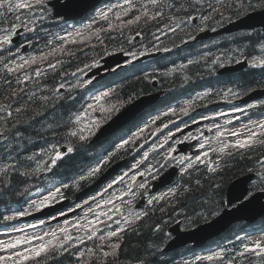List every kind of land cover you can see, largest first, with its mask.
<instances>
[{
    "label": "snow or ice",
    "instance_id": "obj_1",
    "mask_svg": "<svg viewBox=\"0 0 264 264\" xmlns=\"http://www.w3.org/2000/svg\"><path fill=\"white\" fill-rule=\"evenodd\" d=\"M257 9L264 11V0H110L103 8H97L91 0H0V204L10 213L2 214L7 226L2 234L7 238L0 239V264H53L65 256L71 257V264H118L123 234L147 215V212L134 210L136 198L148 195V206L163 202L175 209L181 198L192 190L184 178L198 171L200 165L214 175L210 189L215 195L223 191V160L239 156L252 162L240 187L233 185L238 194L226 202L221 201L227 208L240 212L257 199V192L264 194V100L243 107L233 106L212 115L201 114L198 119L190 115L199 107H207L214 97L229 103L240 99L242 92L255 90L250 86L247 89L237 85L220 90L205 89L182 104L155 115L148 114L147 120L141 119L133 128L108 142L102 151L93 150L99 139L97 133L105 125L109 128L116 125L124 114L122 109L133 99L123 100L118 87L101 84L102 61L112 55L109 45L119 42V51L131 58L124 63L131 64L139 57L124 45H134L137 38L151 35L156 42L152 43V49L170 52L172 49L161 47L162 35L176 34L188 26L204 32L208 22L216 20L217 16L220 20L228 19L226 12L240 15ZM76 16L81 17V22L65 28L66 20ZM48 24L51 27H47ZM151 25H155L156 31L146 33ZM33 33L34 37L25 35ZM20 35H24V40L17 44L15 37ZM189 39L195 37L189 34ZM236 39L233 37L234 41ZM239 39L240 44L228 53L213 57L206 51L199 59L189 58L178 65L173 62L165 74L179 73L186 85L190 77L185 72L190 66L203 60L205 70L212 74L216 66L225 67V59L247 64L250 69L259 68L264 74V32L253 28ZM25 48L33 51L22 54ZM90 52H96L90 62L77 66L74 71L66 70V62L71 64L81 56L89 58ZM143 55L145 52L139 53ZM120 67L117 63L115 68L108 67L105 71L115 72ZM49 72L59 77L51 87L42 83ZM145 75L150 77L149 73ZM80 90L87 93L86 98L74 95ZM169 117H190L191 124L197 125L195 133L185 134L190 124L184 120L180 121L183 127L173 119L164 123L163 118ZM221 117H224L223 123L219 122ZM169 125H173L174 130ZM149 140H152L151 146L145 150ZM191 141L196 142L193 155H173L177 151L174 145ZM129 155L133 161L130 168L80 203L66 210L57 209L47 219H37L24 226L10 223L53 208L68 198L66 190L92 185L115 160ZM77 156L80 160L73 175L57 171L66 160ZM154 157H160L165 163H160V159L153 163ZM169 166L178 170L179 180L166 192L149 195L150 181L160 178ZM195 183L202 187L200 179ZM244 183L248 187L244 188ZM128 196L131 199H126ZM13 202L17 205L15 210L11 208ZM215 204L211 197L203 202L202 207L209 216L221 214ZM160 211L166 208L161 206ZM200 215L202 213H197ZM186 219L191 222L190 217ZM252 227L261 233L259 238L245 243L244 238L237 235L236 239L241 242L238 246L197 255L192 264L203 261L264 264V224ZM153 231H162L161 226L157 224ZM154 247L149 242L143 253L138 254L136 264H153L152 259L145 257L154 256Z\"/></svg>",
    "mask_w": 264,
    "mask_h": 264
},
{
    "label": "trees",
    "instance_id": "obj_2",
    "mask_svg": "<svg viewBox=\"0 0 264 264\" xmlns=\"http://www.w3.org/2000/svg\"><path fill=\"white\" fill-rule=\"evenodd\" d=\"M249 11L251 10H248V12ZM243 15L244 13H241L240 15H235V14L226 12L225 16L228 17V19L220 20V17L217 16L216 20H220V24H222V23L229 22L233 19H236L238 17H241ZM216 20L209 21V22L216 23ZM114 44H117V43H114ZM126 45L127 44H125L124 46L126 47ZM179 55L180 53L177 52L175 53L174 56H179ZM173 57H171V55H166V56L159 58L161 62L156 64V66H159V67L162 66L163 71H156V72L148 71V73L150 74V77L148 78H146L145 75H142L141 79L139 78V76H134L128 80H125L122 83V85L117 86L118 94L120 95L126 92L132 93L133 91H135L136 93H139V95L149 93L153 91L152 81L154 78H156L160 82L161 89L166 88V91H165V94L162 95V98L160 99V101H158L156 107L151 108L149 110L150 111H159V110L163 111L164 108L170 106L172 102H174V105H172L173 107L177 106L178 104H182L183 102H181V99L185 97L190 87L193 86L191 85L190 80L192 81L196 80L198 76L200 75H197V72H199L198 69H196L193 66H190V68L186 70L185 72V74L190 77L189 83L186 85L183 83V79L179 73H172L171 75H166L165 72L167 70V67L170 65H173V62H174L172 60ZM169 58H170V62L168 66L165 67L164 65H162V63L166 61L165 59H169ZM139 67L137 69H140ZM225 78H228V75H226ZM243 79L245 80V78L241 77V80ZM249 82H252V79H250ZM77 107H79V104H77ZM168 119L169 118H163V122L165 123ZM170 126L173 127V125H169V127ZM155 139L156 138H152V140H155ZM111 140H113V136L105 139V141L103 142L95 143L93 150L102 151L103 148L107 147L108 142H110ZM150 146L151 145L145 146V150ZM132 155H135V153H133ZM132 155H129L128 158L132 159ZM137 158L139 157L137 156ZM154 159L155 157L153 158V160ZM79 160H80V157L78 156L75 159L66 160L65 163L61 166V168H59V170L63 172L68 171L67 175L74 174V167L76 166ZM130 162H132V160ZM237 168L239 169V167ZM202 172H203V175H201ZM222 175L224 177L223 191L215 195L213 194V191L210 189V182L213 179H215V177L213 174L208 173L205 167L202 169H199L198 171H194L190 176H186L184 178V182L190 183L192 186V190L189 193L185 194L184 197L181 198L180 204H178L175 209L168 206L167 204H164L163 202L162 204H157L156 206L152 205V207L148 209L147 217L144 216L131 229H129L123 234L122 249L119 254L118 263H124V264L136 263V258L138 254H142L144 247L150 242L155 246L153 249L154 256L145 257V258L152 259L153 264H175L173 262L174 258L172 257V254L167 255L168 257H170L168 258L167 256H162L163 254L160 251V248L164 242V227L168 224V222L172 221L177 216L183 219V221H185L187 224H191L192 222L196 220V218H200L201 215L197 216V213H202L203 215V213L206 212L205 208L202 207V204L209 197H211L216 202L215 205H218L217 206L218 208L221 207L222 206L221 201H224L225 187L228 184V169L226 168L222 169ZM197 179H200L202 187L196 185L195 181ZM161 206L165 207L166 211L161 212L160 211ZM170 208H172L173 210ZM183 211H197V213L190 217L191 222H189V220L187 222L186 218H189V216L185 215ZM161 215H162V224L160 223L158 219V217ZM157 224L161 226L162 231H153V229L156 227ZM233 237H234V232L229 231L228 241L232 240ZM228 243H232V242H228ZM123 252L125 253V255H123ZM64 258L65 257H62L58 262H53V264H71V259L67 258L66 262H64L63 261ZM181 264H191V263L183 261ZM245 264H247V262H245Z\"/></svg>",
    "mask_w": 264,
    "mask_h": 264
},
{
    "label": "bare ground",
    "instance_id": "obj_3",
    "mask_svg": "<svg viewBox=\"0 0 264 264\" xmlns=\"http://www.w3.org/2000/svg\"><path fill=\"white\" fill-rule=\"evenodd\" d=\"M46 26L47 27H51L50 24H48ZM188 30H189V27H185L183 29V31L178 30L176 34L168 33L167 36H163V35L161 36V47H168V48L172 49V51H170V52H162V51L161 52H156L154 49H152V43H156V42L152 40L151 35H147V38L141 37L139 40H137L135 42L134 45H126V48H130L132 51H135L137 53V55L139 57L137 61H141L143 59H147L146 57H144V55L143 56H139V53L140 52H146L145 53V56L148 55L149 56L148 58H150V60L154 64H158L159 62H161L159 60L160 57H163V56H166V55H171V57H173L175 55V53L177 52V43H178V41L182 38V36L184 35V33L186 31H188ZM155 31L156 30H152V31H149V32H155ZM149 32H147V33H149ZM156 34L157 35H160V33H156ZM35 35L36 34H34V36ZM114 35L118 36L117 34H114ZM233 37H236V36H229L223 42V45L226 48L231 47V49H234V48L237 47L238 44H240L239 37H237L238 39H236L235 41L233 40ZM15 40L18 41V37H15ZM116 43L117 44H112V46H114V47H116V48L119 49L121 47V44L119 42H116ZM207 43L214 45L212 42H207ZM145 45H147L148 47L150 46L149 49L151 51H143L142 50V47L145 46ZM40 46L41 47L43 46V40H41ZM23 50H22V52H23ZM95 55H96V52H90L89 53V58H85V57L81 56L79 59L72 60L71 65L72 66H76V65L83 66V63L90 62V57L95 56ZM256 55H259V54L256 53ZM67 59L68 58H65L66 61H67ZM165 60L166 61H164L162 63V65H164L165 67H167L168 64H169V62H170V58L169 59H165ZM102 62H103L102 63L103 66H102V68L100 69V72H99L100 77H103V74H102L103 69L108 68V67L113 68L114 67V64H117V62H115V61L108 60L107 59V56L104 57V59H103ZM104 62H110V63H104ZM112 63H114V64H112ZM228 64H230V62H228ZM87 71L88 70H86V72ZM92 71H96V70L93 69ZM146 73H148V67L145 64V66L141 67L140 69H137V70H129L122 77H120V78H114L113 82L111 84L107 85V86H110V87L111 86H115V87H117L118 85H122V83L125 80H128V79H130V78H132L134 76H139V78L141 79L142 75H145ZM199 73H201V75H200L201 77L206 78V79H210L217 90H220V89H223V88L228 87V78H225L224 73L222 72L221 68H219V67H216L215 68V71L212 74H210L209 72H206L205 69H202V68L199 69ZM221 77H223V78H221ZM232 77L234 78L233 81H232V84L233 85L240 86L241 88L247 89L250 86L251 88L257 90L258 88L264 86V74H262V70L259 69V68H257V69L245 68L244 70H242L240 72V75L239 76H232ZM241 77L245 78V80L244 79L241 80ZM261 78H263V82L260 81ZM58 79H59V77H53L52 74H51V72H49L48 78L46 80H43L42 83H46L49 87H51V86H53L56 83V81ZM250 79H252V82H249ZM192 84H193V89H194V91L196 93H199V92L204 91L203 88H202V85H201V83L199 81H193ZM29 87H32V85H29ZM163 89L166 91V88H163ZM251 92H253V91H249L247 93L242 92L241 93V97L242 98L231 100V102L233 104L232 103H228L225 107L223 106V104H220V107L224 111H228L233 106H241V107H243L246 104L251 103V102L244 101V98L248 94H250ZM74 95H76L77 98H79L80 95L85 96V98L87 97V93H85L83 90H80L79 93H74ZM140 96L141 95H139V93H136L135 91H133L132 93L126 92V93H122V94L119 95V97H121L123 100H128L129 97H132L133 99H132V102L130 104H132L134 101H136L137 98L140 97ZM259 100H264V98H260L258 100L253 101V102H257ZM172 105H174V102H172L170 104V106H168V107H173ZM154 107H156V104L155 103L150 104L147 107H142L141 110H139V113L134 118H132L131 121L125 127H122L120 129H118L113 134V139H116L118 136L122 135L125 131H127V129L133 128V126L136 123H138L141 119L147 120L148 119V114L155 115V114L161 112V110H159V111H150L149 110V109L154 108ZM167 108L164 109L163 111H166ZM257 111H259V110H257ZM212 114H214V113L213 112H209L208 115H212ZM190 115L193 116V113H191ZM169 119L176 120V123L179 124L180 126L183 125V124L180 123L181 120L187 121L189 124L191 123L190 117H181L180 119H177V117H169ZM219 122H220V118H219ZM165 123H167V121ZM207 123H209V122L206 121L205 124H207ZM170 128H172L174 130V128L172 126H170ZM38 143H42V142H39L38 141ZM151 143H152V140L148 141V143L145 146L151 145ZM262 151H264V150H262ZM174 156L179 157L178 154H175ZM128 157L129 156H126V157L117 159L118 163L123 168H126V169H123V170H127L128 168H130L131 163L133 162V161L130 162L132 159H130ZM157 159H160V157H155V159L153 160V163H155V160H157ZM160 163H165V161H163L162 159H160ZM237 167H239V169H243L241 167V165H237ZM67 172L68 171H65L63 173H65V175H67ZM71 175H73V174H68L67 176H71ZM65 194L66 195L68 194L67 196L70 197L71 199H73L74 198V194H75V189L66 190L65 191ZM88 195H92V194H90V193L85 194L84 195V199L87 198ZM4 208H5L4 205L3 204H0V212ZM206 214L201 215L200 218H202ZM146 217H147V215H146ZM200 218H196V220L197 219H200ZM6 230H7V226H6L5 222L0 221V232L3 233ZM234 245L235 246H238L237 241H233L232 243H230V248H232ZM190 252L191 251L188 250L186 253L189 254ZM67 258L68 259H71V257H65L63 261L66 262Z\"/></svg>",
    "mask_w": 264,
    "mask_h": 264
},
{
    "label": "water",
    "instance_id": "obj_4",
    "mask_svg": "<svg viewBox=\"0 0 264 264\" xmlns=\"http://www.w3.org/2000/svg\"><path fill=\"white\" fill-rule=\"evenodd\" d=\"M97 1L98 0H91V3L95 4ZM69 18H73V17H69ZM255 27H262V29L264 30V11L262 10L251 11L241 16L240 18H237L233 21L228 22V24L220 28V30H216V31L206 30L202 32L200 35H198L196 39L204 38L208 36L209 33L214 35V34H219L221 32H232V31L239 30V29H253ZM144 57L148 58L149 56L147 55ZM235 69L236 67H228V71H232ZM154 85L156 84L154 83ZM261 92L264 93V90H262ZM159 97H160L159 92L145 94V95L140 96L132 104H129L124 109H122V112L124 114L121 117V119L117 122L116 125H113L111 128H109L108 125H105L104 128L101 130V132L97 134V136L99 137V139H101L105 137L106 135H108L109 133L123 127L139 113V110H141L142 107H147L150 104L156 103ZM114 167L115 166H113L110 170L105 172L95 183L77 192L75 194V198L78 199V198L83 197L90 190H93L100 183L106 180L108 176L113 172ZM174 174H175L174 169L167 170L163 175H161L160 178H158V180H156L153 183L152 191H157L167 186L168 184H170L172 182ZM245 178L246 176L239 178L237 180H234L229 186H227V189H226V199L227 200L230 199L233 195L238 194L237 189L233 188V185L235 184L237 185V188H239L240 182H243ZM243 187L246 188L247 183H244ZM256 196H257V199H254L253 202L250 205H248L246 209L241 210L240 212H236L233 209L232 210L224 209L216 221H213L212 223L208 225H204L200 227L198 230L196 229L193 231L182 232L178 228L179 223L173 225L169 229V231H172L174 238L168 242L164 251L171 252L173 250H176L180 248L183 243L184 244L190 243L194 246H200L204 244L208 239H211L212 237L216 236L218 232H220L219 228L223 229L224 226L227 225V223H231L232 221H235V220H246L249 222L254 221L256 218H258L260 215L264 213V207L262 203L263 194L259 193V194H256Z\"/></svg>",
    "mask_w": 264,
    "mask_h": 264
},
{
    "label": "flooded vegetation",
    "instance_id": "obj_5",
    "mask_svg": "<svg viewBox=\"0 0 264 264\" xmlns=\"http://www.w3.org/2000/svg\"><path fill=\"white\" fill-rule=\"evenodd\" d=\"M218 27H220V26H217L216 28H218ZM25 35H29V36H34V33L33 34H25ZM232 34H230V35H228V34H225V35H221V36H218V37H212V38H209V40H211L212 41V43L214 44V45H216L217 44V48H214V45H212L211 47L212 48H214L213 50H214V53L217 51V50H220V46H222V47H225L224 45H223V42L225 41V39L226 38H228V36H231ZM223 36V37H222ZM18 37V41H16V43L17 44H19V43H22L23 42V40H24V35H20V36H17ZM209 40H207V41H209ZM31 50H33V49H31V48H26V49H24L23 50V52H22V54L23 53H28V52H32ZM196 52H197V57L199 58V55L200 54H202L201 53V49L199 48V45L196 47ZM222 52L223 53H228V48H224L223 50H222ZM221 53V52H220ZM219 53V54H220ZM218 54V55H219ZM148 62L149 61H145V62H143L142 63V65L143 66H145V64H146V66H148ZM225 66L226 65H228V60H226L225 59ZM231 63V62H230ZM205 68V67H204ZM246 68H248V66H246ZM206 71V70H205ZM206 72H208V71H206ZM226 75H228V87L229 86H233V84H232V81H233V77L232 76H239L240 75V71H238V72H234V73H224V76H226ZM202 79H206V78H203V77H199V80H202ZM260 81L261 82H263V78H261L260 79ZM31 85V84H30ZM205 90V89H204ZM215 98V97H214ZM220 101H224V100H219V102ZM224 102H227V101H224ZM229 103V102H228ZM232 103V102H231ZM251 103H253V102H251ZM233 104V103H232ZM199 118V116L197 117V119ZM39 142H42V141H39ZM232 162V159H228V163H231ZM242 165L243 166H245L244 167V169L243 170H239V171H237V172H231L229 175H228V177L229 176H232L233 174H238V173H242V172H245L246 170H247V168L248 167H246V165H251L252 166V162H246V163H242ZM17 207V205L13 202V204L11 205V208H12V210H15V208ZM1 212H3V213H5V212H7L6 211V209L4 208Z\"/></svg>",
    "mask_w": 264,
    "mask_h": 264
},
{
    "label": "rangeland",
    "instance_id": "obj_6",
    "mask_svg": "<svg viewBox=\"0 0 264 264\" xmlns=\"http://www.w3.org/2000/svg\"><path fill=\"white\" fill-rule=\"evenodd\" d=\"M148 29H149V28H148ZM148 29H146L145 32H146ZM114 34L119 35V33H114ZM115 49H116V47H114V46H112V45H109V47H108V51H112V50H115ZM66 65H70V64H68V63L66 62ZM178 135H180V134H178ZM246 162H249V161H248L246 158L241 159L239 156L235 157V159H232V162H231V163H228V162H226V161L223 160V161H222V169H225V168L228 169V175H229L231 172H234V173H235V172H237V171H239V170H243L245 166H243L242 163H246ZM237 165H241V167H242L243 169H237ZM246 167H251V165H246ZM117 175H118V173H117L116 171H113V172H112V175H111L107 180H110V179L114 178V177L117 176ZM201 175H203V172H202ZM217 206H218V205H215L214 207H217ZM183 213H184L185 215L191 217L192 215L196 214L197 211H183ZM203 214H206V212L203 213ZM158 219H159L160 223L162 224V215L159 216ZM187 222H188V219H187ZM173 223H174V222H173ZM173 223H172V224H173ZM28 231L31 232L32 230H28ZM260 235H261V234L253 233V234H252L253 238H252L251 240H254V239L259 238ZM158 237H159V236H158ZM123 255H125L124 252H123ZM163 256H164V255H163ZM65 257H67V256H65ZM209 264H213V263L210 262Z\"/></svg>",
    "mask_w": 264,
    "mask_h": 264
}]
</instances>
